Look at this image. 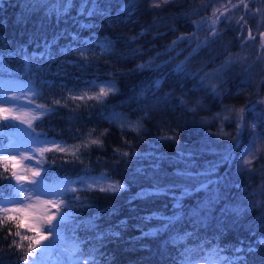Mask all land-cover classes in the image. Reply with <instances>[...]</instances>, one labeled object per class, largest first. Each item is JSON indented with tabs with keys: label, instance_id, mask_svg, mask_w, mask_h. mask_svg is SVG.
<instances>
[{
	"label": "trees",
	"instance_id": "1",
	"mask_svg": "<svg viewBox=\"0 0 264 264\" xmlns=\"http://www.w3.org/2000/svg\"><path fill=\"white\" fill-rule=\"evenodd\" d=\"M63 2L0 0V73L31 81L33 97L49 108L32 127L66 149L46 150L43 161L47 183L76 189L65 194L72 216L60 229L62 240L77 246L75 254L85 264H178L188 250L192 262L216 257L228 258L226 264H264V149L237 173L231 188H255L261 200L233 208L231 195L218 199L208 223L178 243H172L177 230L183 234L192 227L165 229L160 217L172 215L171 196H138L179 183L199 189L184 199L185 205L208 202L249 137L251 113H257L264 139V0H224L221 16L209 10L206 0H134L131 8L124 7L127 0H99L104 14L91 17L80 14L81 0L66 10ZM181 36L188 39L181 41ZM109 41L111 49L104 48ZM186 57L188 71L199 73L195 78L176 71ZM148 61L159 68L137 67ZM206 73L207 87H202L199 77ZM107 82L118 92L103 104L71 98ZM212 84L219 95L209 90ZM241 108L245 127L237 143ZM129 122H138L140 130L120 126ZM92 139L103 146L91 144ZM178 171L190 175L178 177ZM98 173L125 187L118 192L92 187L87 180ZM8 175L1 164L0 184L8 183L3 179ZM73 196L79 200L72 201ZM89 221L98 228L84 227ZM20 230L21 236H15ZM30 233L15 222L0 223V264H25L30 247L22 237Z\"/></svg>",
	"mask_w": 264,
	"mask_h": 264
},
{
	"label": "rangeland",
	"instance_id": "2",
	"mask_svg": "<svg viewBox=\"0 0 264 264\" xmlns=\"http://www.w3.org/2000/svg\"><path fill=\"white\" fill-rule=\"evenodd\" d=\"M150 1L158 2L161 0ZM207 1L211 12L216 16H221L223 14L222 12L226 8L224 0H206V2ZM262 77L264 78V69ZM32 86L31 81L10 77L7 74L0 73V152L15 157L14 160L7 162L9 173L15 170L18 174L26 175L30 180H39L41 178L43 179L45 151L50 148H61L62 145L59 141L53 142L51 137L42 136L32 127V121L49 110L47 106L33 97L35 90ZM100 87H107V85L106 83H101V85L92 86L88 90L77 92L74 95L79 97L94 96L99 93ZM260 109L264 112V95L260 100ZM257 122V113H251L249 115V126L253 123L256 124L255 138L253 129L250 127L251 132L249 137L236 154L233 167L225 176L219 190L210 200L212 201L210 205L211 212L208 214V220L205 224H207L211 218L212 206L218 201L217 197H219V199L228 198L231 195L230 203L233 208H237L243 203L254 204L257 200H261L260 193L255 188L247 189L243 187L237 192L231 189L237 173L250 166L246 165L244 160L251 158L253 161L257 154L264 149V139H262L260 130L257 128ZM10 144L19 147V153L16 151L6 152L5 149H7ZM4 163L3 157L0 156V165L2 164L4 167ZM35 170L40 171V177L33 176V171ZM13 183H15V181H13ZM44 183L53 188L56 187L47 183L45 180ZM87 183L91 184L92 187L99 188H107L109 185L113 184L122 185L119 180H115L105 173H98L97 175L91 176L87 180ZM28 186L32 187V185ZM61 199L65 200V196L52 197L43 195L40 196L38 200L33 196L32 200L35 207L31 209V218L21 221L23 224H36L39 232L45 237V239L41 240L40 245L31 244L30 251L33 252L34 255H38L39 249L43 246H50L42 258L43 264H76L77 260H79L78 256L75 254L74 245L71 242L63 241L60 233L57 235L56 232H49L47 221L43 219L44 216L51 213H56L58 218L60 212L64 210L61 207L58 212L57 209L51 208L50 205H46L44 201L52 200L53 202L59 203ZM15 206L16 205H8V207ZM0 208H2V206H0ZM53 223H55V221ZM21 232L23 231L20 230V233ZM31 235H34V233L31 232L29 236ZM27 242L29 249L30 242ZM32 259L33 256H29L27 260L31 262ZM192 264H226V261L221 258L213 257L202 262H192Z\"/></svg>",
	"mask_w": 264,
	"mask_h": 264
},
{
	"label": "snow or ice",
	"instance_id": "3",
	"mask_svg": "<svg viewBox=\"0 0 264 264\" xmlns=\"http://www.w3.org/2000/svg\"><path fill=\"white\" fill-rule=\"evenodd\" d=\"M243 3L244 0H241ZM163 3H168V0H163ZM134 4V0H127V3L125 4V8H131ZM91 5V7H89ZM73 6V0H64L63 4L61 5V8H64L65 10L69 7ZM156 7H159V5H155ZM245 8H247V4H244ZM80 14L85 15L88 17L95 16L97 14H104V11L101 9V4L99 0H81L80 2ZM241 20L244 18L241 17ZM218 22V21H215ZM214 22V23H215ZM239 23V21H237ZM246 24L247 21H244ZM82 27H87V25H82ZM244 25H241V28H243ZM249 37H252L251 34V29L248 30ZM213 36H216L217 33L215 31L212 32ZM261 36L264 37V33H261ZM76 36H73V39H76ZM132 40H135V37L131 38ZM188 37L186 36H181L179 40L185 41L187 40ZM173 44H176V41H173ZM111 41L107 42L104 45V48L106 49H111ZM199 44L197 45V49L199 48ZM46 47H51V45H46ZM261 47H264V43L261 44ZM197 49H193V53L197 51ZM138 51V50H137ZM83 55V53H81ZM159 55V53H157ZM192 53H189V56H191ZM188 61V57L185 58V61H182L176 68V71L179 73L184 74L185 76H191L193 78L197 77L199 75L198 72H190L187 69L186 62ZM3 64L2 59H0V65ZM140 70H145V69H158L159 65H155L153 61H148L144 64H140L137 66ZM219 72V70H218ZM210 74H205V76L199 77L201 81V86L202 87H207L205 84L206 77ZM157 86L159 84V81L156 82ZM108 86L107 87H100L99 88V93L92 96L88 97L89 99H95L98 103L103 104L104 100L110 95V94H115L118 92V89L116 88L115 84L113 82H107ZM214 95H219V91L217 90V87L215 84L211 85V88L209 89ZM86 95V93H85ZM73 100L79 98L83 99L84 96H72L71 97ZM181 104L185 105L187 104L186 101L181 99ZM56 104H59V101H55ZM198 104H200V101H197ZM66 106V105H64ZM202 106V105H201ZM189 111L194 112L195 109H189ZM244 108L239 109L237 116L239 123L237 124V133H236V140L237 143L238 138L241 133V129L245 127L244 125ZM252 111H255V107H252ZM219 115V114H217ZM261 117V122L264 123V112L260 113ZM114 118V117H113ZM227 119V117H225ZM122 128L124 127H131L134 131H139L140 130V125L137 122L136 124H133L129 122L128 124L122 123L120 125ZM253 129V134L255 138V128L256 124L253 123L250 126ZM107 130H105L106 133ZM104 133H102L103 135ZM223 135H228L227 133H222ZM91 134H89L90 136ZM164 137H162L163 139ZM168 139H174V137H167ZM91 144H96L100 147L103 146L102 141L99 139H92L90 140ZM87 146V145H86ZM58 151H65L66 149L63 148H58ZM6 152H11V151H16L19 153L20 149L16 145H9L7 149H5ZM75 155V153H73ZM122 156H127L128 153H121ZM254 155V153H253ZM0 156L3 157L4 163V171L8 172V163L9 161H12L15 159V157L10 156V155H5L3 152H0ZM31 158V157H29ZM78 159V157H77ZM39 163V162H38ZM244 163L246 165H251L252 159H246L244 160ZM176 176L178 177H185L187 175H190L188 173L184 172H176ZM33 176L34 177H40V171L35 170L33 171ZM4 180L8 181L6 184H0V211L3 212V217L0 218V223H7L9 221L15 222V227L17 229L20 228H26L28 232L34 233V235H25L22 237V240H27L30 242L29 247H31V244L34 243L36 245L41 244V240L45 239V237L39 232L38 227L36 224L29 223V224H23L21 223L22 220H27L31 218V209L35 207V204L32 200L33 196L38 200L40 196L47 195V196H52V197H64L65 194L70 190L72 192H75L76 189H69L67 184H64L63 187L61 186H56L53 188L52 186L46 185L44 183V180L41 178L39 180L32 179L30 180L26 175H21L18 174L15 170L11 171L8 176H5L3 178ZM15 181V183H13ZM28 185H32V187H29ZM124 185H109L107 188H100V191H111V192H118L120 191ZM204 187L201 185V188ZM177 190H179V195H177ZM194 191H199L197 188H189L185 185L179 184V183H172L168 184L164 187H159L156 186L154 190L150 193H139L138 196L141 198L146 196V195H160V194H167L171 196V199L173 200V210H172V215L167 216V217H160L165 221L164 227L165 229L169 228H176L177 225L183 226L185 224L191 225L192 231H187L186 229L183 230V234H181L180 230H177L176 235L172 239V243H178L180 241H183L186 238H191L195 234V229L197 226H202L205 224V222L208 220V214L211 212V203L212 201L208 202H200L197 203L195 206H187L184 203V199L186 197H189L193 194ZM219 199V197H217ZM72 201H78L79 197L78 196H73L71 198ZM46 205H50L51 208L57 209L59 212L61 207L64 209L63 212H60L59 219L57 220L56 213H51L43 217L47 221L48 224V231L49 232H56L57 235H59L60 229L65 226L66 221L69 219V217L72 216V204L65 202V200L61 199L59 203L53 202L52 200L44 201ZM8 205H16L15 207H8ZM81 207L84 205L81 204ZM225 211H228L227 209ZM232 211L238 212V209H234ZM55 221V223H53ZM86 228H90L93 230H96L98 228V225L94 221H89L87 222L86 225H83ZM9 234H12L11 229H9ZM15 236H21L20 231H16ZM147 235V234H146ZM99 238V237H98ZM260 243L264 244V240L260 241ZM13 244H16V241L13 240ZM20 247H23V245H20ZM49 245L43 246L41 249H39V254L34 255L33 252L29 251L28 256H33V259L31 262H29L27 259L25 261V264H43V256L49 249ZM77 247V246H74ZM219 250L217 249V252L219 253ZM236 251H241V249H236ZM248 251H253V249L249 248ZM191 252V250L186 251L185 253H182L181 255L184 256L185 258L183 260H180L178 264H192L191 257L188 255V253ZM224 261H227L228 258H221ZM76 264H85L84 260H78ZM88 264H95V261H89ZM228 264H231L229 261Z\"/></svg>",
	"mask_w": 264,
	"mask_h": 264
},
{
	"label": "bare ground",
	"instance_id": "4",
	"mask_svg": "<svg viewBox=\"0 0 264 264\" xmlns=\"http://www.w3.org/2000/svg\"><path fill=\"white\" fill-rule=\"evenodd\" d=\"M114 80H115V79H114ZM113 82H114V81H113ZM116 82H117V81H116ZM71 108H72V107H71ZM69 110H70V109H69ZM74 110H75V108H74ZM70 111L72 112V110H70ZM70 111H68V112H70ZM76 111L78 112V110H76ZM79 111H80V109H79ZM74 113H75V111H74ZM74 113H73V115H74ZM66 114L68 115V113H66ZM70 114H71V113H70ZM77 114H78V113H77ZM77 114H76V116H78ZM64 115H65V112H64ZM73 115H71V116H73ZM79 115H80V114H79ZM60 116H63V113H62V115H60ZM65 116H66V115H65ZM76 116H75V117H76ZM66 117H67V116H66ZM240 172H241V171H240ZM240 176H241V175H240ZM109 177H110V176H109ZM120 182H122V181H120ZM223 206H224V204H223ZM219 208H220V207H219ZM63 211H64V210H63Z\"/></svg>",
	"mask_w": 264,
	"mask_h": 264
}]
</instances>
